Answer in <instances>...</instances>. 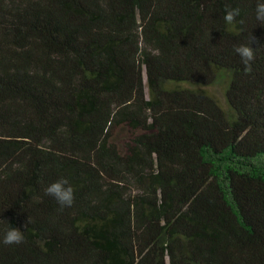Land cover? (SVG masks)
Returning a JSON list of instances; mask_svg holds the SVG:
<instances>
[{
	"label": "trees",
	"instance_id": "16d2710c",
	"mask_svg": "<svg viewBox=\"0 0 264 264\" xmlns=\"http://www.w3.org/2000/svg\"><path fill=\"white\" fill-rule=\"evenodd\" d=\"M258 2L0 0V264H264Z\"/></svg>",
	"mask_w": 264,
	"mask_h": 264
},
{
	"label": "clouds",
	"instance_id": "9594fccd",
	"mask_svg": "<svg viewBox=\"0 0 264 264\" xmlns=\"http://www.w3.org/2000/svg\"><path fill=\"white\" fill-rule=\"evenodd\" d=\"M241 16V9L239 7H225V15L223 20L228 25L240 24L243 25V19L237 21V17ZM255 18L260 24L264 25V2H258L255 6ZM253 42L252 36L249 37L247 43H240L233 46V51L240 57L242 64L244 65V72L248 74L252 71V62L255 59V52L251 44ZM45 194L53 197L60 209L63 210L66 207H71L75 201L74 188L71 186L67 178H59L56 181L50 183L46 189ZM8 225L3 233L2 242L5 245H20L25 242V235L19 228L11 226L8 222L0 220ZM29 223V221H28Z\"/></svg>",
	"mask_w": 264,
	"mask_h": 264
},
{
	"label": "rangeland",
	"instance_id": "374dc122",
	"mask_svg": "<svg viewBox=\"0 0 264 264\" xmlns=\"http://www.w3.org/2000/svg\"><path fill=\"white\" fill-rule=\"evenodd\" d=\"M209 96L217 101L221 108L227 110L226 100H225V84H217L212 87L205 88ZM128 132L126 128H121L116 131L113 141L118 145V147L123 150V145L128 141Z\"/></svg>",
	"mask_w": 264,
	"mask_h": 264
}]
</instances>
